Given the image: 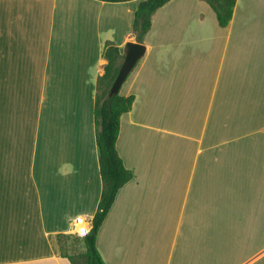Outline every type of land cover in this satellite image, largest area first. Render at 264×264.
<instances>
[{"label": "crops", "instance_id": "1", "mask_svg": "<svg viewBox=\"0 0 264 264\" xmlns=\"http://www.w3.org/2000/svg\"><path fill=\"white\" fill-rule=\"evenodd\" d=\"M140 1L0 0V264H71L58 235L91 227L104 44L136 41ZM142 44L119 89L133 177L98 229L102 260L264 264V0H235L226 26L205 0H168Z\"/></svg>", "mask_w": 264, "mask_h": 264}, {"label": "trees", "instance_id": "2", "mask_svg": "<svg viewBox=\"0 0 264 264\" xmlns=\"http://www.w3.org/2000/svg\"><path fill=\"white\" fill-rule=\"evenodd\" d=\"M168 0H141L134 12L132 33L137 42L143 43L144 36L151 25L152 14ZM214 11L219 25L226 26L233 13L235 0H205ZM106 59L104 71L97 79L94 102L95 140L98 146V165L102 180V190L96 211L91 219V227L84 236L58 235L61 255L71 264H105L96 247L95 239L102 221L110 209L117 191L133 177V172L126 168L118 154L120 117L130 110L134 96L110 94V86L117 74L124 54L111 41H106L103 49ZM72 238L81 242L82 249L73 253L65 251L61 238Z\"/></svg>", "mask_w": 264, "mask_h": 264}, {"label": "water", "instance_id": "3", "mask_svg": "<svg viewBox=\"0 0 264 264\" xmlns=\"http://www.w3.org/2000/svg\"><path fill=\"white\" fill-rule=\"evenodd\" d=\"M145 51L144 44L136 41H128L124 47V57L118 68L117 74L110 86L109 93L113 94L119 91L120 86L133 69L137 61L142 57Z\"/></svg>", "mask_w": 264, "mask_h": 264}, {"label": "built area", "instance_id": "4", "mask_svg": "<svg viewBox=\"0 0 264 264\" xmlns=\"http://www.w3.org/2000/svg\"><path fill=\"white\" fill-rule=\"evenodd\" d=\"M74 222H75V224L78 225V227L76 229V234L78 236H84L88 232V230H89L88 229L87 222L83 218H81V217L75 219ZM82 230H83V234H82Z\"/></svg>", "mask_w": 264, "mask_h": 264}, {"label": "rangeland", "instance_id": "5", "mask_svg": "<svg viewBox=\"0 0 264 264\" xmlns=\"http://www.w3.org/2000/svg\"><path fill=\"white\" fill-rule=\"evenodd\" d=\"M82 243L80 242H78V243H74V244H72L71 242H69V246H68V248H67V251L69 252V253H73L74 251H78V250H81L82 249ZM75 249V250H74Z\"/></svg>", "mask_w": 264, "mask_h": 264}, {"label": "snow or ice", "instance_id": "6", "mask_svg": "<svg viewBox=\"0 0 264 264\" xmlns=\"http://www.w3.org/2000/svg\"><path fill=\"white\" fill-rule=\"evenodd\" d=\"M82 234H83V230H82Z\"/></svg>", "mask_w": 264, "mask_h": 264}]
</instances>
